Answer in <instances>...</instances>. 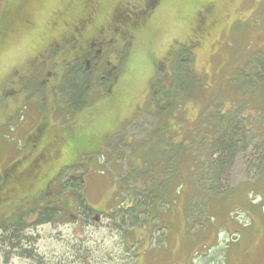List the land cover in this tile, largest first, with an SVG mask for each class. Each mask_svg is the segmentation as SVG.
<instances>
[{
    "label": "rangeland",
    "instance_id": "374dc122",
    "mask_svg": "<svg viewBox=\"0 0 264 264\" xmlns=\"http://www.w3.org/2000/svg\"><path fill=\"white\" fill-rule=\"evenodd\" d=\"M25 1L29 3V10H33L32 31L15 29L12 37L0 45V172L19 161L21 165L18 170L14 169L16 172L21 170L25 173L34 166L31 162L37 155L31 153V147H26L25 136L42 116L59 113L53 110L59 105H55L52 98L58 101L60 108L64 105L57 99L65 96L61 95L55 81L48 86L44 102L38 100L42 87L46 88L41 84L62 72V69L55 71L53 64L46 63L49 58L44 54L45 47L41 52L38 42L41 34L52 32L54 17L59 13L62 0ZM127 2L129 0H123L122 4ZM210 2L219 10L221 26H230L233 32L230 39L229 34L220 36L222 29L217 26L213 35L202 42L201 49L194 52L188 69L204 90H198L197 98L186 103L184 116L187 122L192 121L196 108L215 105L218 117L215 130L209 135L204 134L202 141L192 140V153L185 163H175L183 152L180 148L171 150V159L166 160L170 162H157L155 168L160 165L157 169H161L163 164H167L164 169H173V175L170 171L166 173L155 168L135 174L134 169L140 163L138 160L136 164L123 163L122 157L118 162L112 152L104 151L93 157L92 154L81 153L77 157L78 163L73 168H65L60 175L83 174L85 167L79 163L91 156L86 168L94 174L85 176V194L93 205L100 208L109 209L110 200L111 206L115 205L114 190L120 189L122 176L131 174L132 178H138V186L142 176L154 177L143 191H137V201L146 202L144 198L149 197L150 204H145L143 214L137 215L133 230L123 224L117 229L106 228L108 219L102 220V226L88 227L85 226L87 223H68L67 217L58 218V222L50 225L26 226L18 233L20 245L17 250L0 248V264H264V71L257 62L264 56V0H164L149 26L123 28L117 23L113 27H105L104 23L102 35L113 36L119 42L120 60L111 58V67L122 60L123 73L121 77L118 76L120 71L111 75L118 76L119 80L106 96L99 86L100 79L91 80L90 92H98L103 97L84 100L86 104L75 114L74 120L83 130V136L95 134V138H100L103 133L108 135L118 129L116 124L120 120L129 119L136 113L139 134L135 139L140 140L139 136H144L147 128L142 125L149 119L144 111L148 108L150 83L163 78L161 72L164 70L154 67V64L162 62L161 58L175 39L181 43L186 41L189 47L199 41L193 34L192 22L196 12ZM22 7L23 0H0V21L6 13ZM103 13L105 16L112 14L110 8H104ZM120 28L123 30L119 31ZM38 52L40 60L35 59ZM242 63L243 66L248 65L244 67L245 71L238 70ZM25 77L29 78L31 86L23 90L20 88L25 86ZM176 81L173 80L171 88L177 90L178 84L185 82L183 70L177 74ZM82 84L80 80L77 86L81 88ZM24 92L26 99L21 102ZM39 102L43 103V108ZM230 115H233L231 119L238 129H229L228 134H232V138L240 136L238 141L241 143L233 149L235 154L228 171L216 180L213 164L220 157V140L229 138L225 136L227 132L224 134V122L230 119ZM244 115L251 117L248 123L259 120L257 125L252 123L251 138L246 137L245 140L242 137L248 132L247 126L242 124ZM6 118L12 119L8 121ZM255 126L259 127L260 136L254 135ZM169 134L175 135L172 130ZM253 135L257 138L254 139ZM121 141L125 139L122 137ZM61 158L56 162L43 163V175L50 171L54 173L53 165L56 170L67 163L69 154L63 160ZM178 169L182 177L189 176L192 186L186 184L187 181L184 183L179 178H172L179 177ZM16 180L0 192L3 196L0 221L25 206L30 207L36 198L26 197L21 186L15 184ZM134 184L130 185L132 192L136 189ZM159 185L160 188L156 189ZM37 186H41L40 182ZM29 188L32 191V187ZM168 188L169 193L166 192ZM105 193L108 195L106 199L110 198L107 201L101 200ZM120 200L118 194L117 201ZM59 220L64 224L59 225ZM24 250H30L34 259L21 255Z\"/></svg>",
    "mask_w": 264,
    "mask_h": 264
},
{
    "label": "flooded vegetation",
    "instance_id": "af4514ba",
    "mask_svg": "<svg viewBox=\"0 0 264 264\" xmlns=\"http://www.w3.org/2000/svg\"><path fill=\"white\" fill-rule=\"evenodd\" d=\"M122 1L123 0H62L63 7L61 13L59 12L54 17L55 22L53 23L52 32L48 34L46 31V34H41L39 36L41 38L38 40L41 44L40 51L43 52V48L45 47L44 54L49 58L46 63L53 64L52 69H55V71L59 68L62 69V72L59 76L54 74L51 80L41 84V86L45 84L46 88L42 87L40 98L37 99L44 102L45 92L48 86L54 81L59 84L57 88L59 87L61 95L65 97L64 99L57 98L62 105L64 104L61 108L58 101L52 98L55 105H59L57 107L53 103V107L55 106L53 110H57L59 113L55 114L52 112L50 117L42 116L34 124V129L25 136L27 142L26 147H31V153H36L37 155L32 162L37 165L36 176L32 179V182H40L42 186L39 188V193L35 195V200L37 199V209L34 214L26 219L27 226L36 227L50 225L58 222V218L67 217L66 222L68 223H81L83 225L87 223L88 225L85 226L88 227L102 226V220L108 219L105 224L106 228L110 229L116 227L117 229L123 224L132 231L134 228L133 224L136 222L135 220H138L137 215L143 214V208H140L141 210L138 211L139 201H137V197L139 194L137 191L140 193L143 191L144 186H147V184L154 180V177L144 175L140 178L141 185L138 186V178H135L134 175L137 174L138 171L144 169L153 170L160 160L165 163L166 160L171 159L172 149L180 148L185 155L189 154L191 156L192 140L195 138L194 140L202 141V136L204 134L209 135L212 130H215V125L218 124V117L215 115V111L217 112V110H215V105L214 107L213 105H204L203 108H196L192 121L188 120L187 122L184 116L186 112V103L189 102V100L193 102V99L197 98L198 90H204L203 85H200L198 79H194L191 76V72L188 69L193 61L194 52L201 49L202 42L213 35L217 26H220L222 29L220 30V36L229 34L228 38L230 39L231 33L233 32V30L230 31V26L226 28L221 26V19L218 15L219 10L213 2H210L196 12L192 22L193 34L199 41L189 47L186 41L181 43L175 39L172 45L169 46L168 51H166L165 55L161 58L162 62L158 61L157 64H154V67H159L160 70L164 71H162L163 73L161 72L162 79H154L157 83H150V98L146 103L148 104V108L144 111L149 119L142 125L143 127H147L144 129V136H139L140 140L135 139L139 134L136 124V113L129 119L125 118L123 121L120 120L118 124H116V127L119 125L117 127L118 129L110 132L108 135H106L107 132H105L100 138H95V134H88V137L83 136V130L78 126V122L74 120L75 114L80 112L83 105L86 104L84 100L103 97L102 94L100 95L98 92H90L92 86L90 81H95L99 78V86L102 88L103 93H106L104 95L106 96L109 94L113 85L117 84L119 80L117 77H121L123 73L122 60L115 62L116 64L111 67L113 63L111 58L114 59L117 57L120 60L118 56L119 42H116L117 40L113 39V36L102 35L104 23L105 27H113L114 24L117 23L121 24L123 28L129 26H133L134 28L138 25L140 27L149 26L164 2V0H129L126 5H123ZM104 8H110L112 14L106 16L104 13L102 14ZM16 13L17 19L6 32L7 34L3 39L5 41L12 37L15 29H24L26 32H30L33 29V10H29L28 2L23 0V7L18 9ZM237 20H240V18ZM120 30L123 29L120 28L119 31ZM228 45L229 44H227V46ZM39 52L35 56L37 60H40V56H38ZM128 57L129 55L127 58ZM242 62H244V60ZM246 65L247 64L243 66L242 63L238 70L245 71L244 67L247 68L248 66ZM184 66L186 67L185 69ZM229 67L231 68V64ZM232 68L234 69L233 65ZM181 70L185 73V82L180 85L178 84L176 90V88H171V85L173 80L177 83V74L180 73ZM117 71H120V74L116 77H111V75ZM96 73H98V75H96ZM70 77L76 81L79 80L78 83L80 80H84L82 89L78 86L77 88H72L71 84L66 83ZM25 78V86L23 85L20 88L23 90L27 89L26 86H31L29 78ZM64 84H66V87L63 88ZM205 86L210 88L209 85ZM74 89L79 91L76 96L72 94ZM176 96L178 99H176ZM25 99L24 92L20 97V101L22 102ZM42 102H39L41 106L43 105ZM41 108H43V106ZM225 109H227L226 106ZM246 114L249 115L250 113L247 111ZM247 115L242 117V124L244 123L245 126H247L246 129L248 132V134L242 137L244 140L246 137L249 139L251 138L250 131L253 127L252 123L257 125L259 122V120L256 122L253 120L252 123H248L247 121H251V117L249 118ZM230 116V119L224 122L227 133L229 129H238L236 123H234V119H231L233 115ZM6 119L9 121L12 118ZM246 129H243V131L246 132ZM258 129L259 127L257 128V126H255L253 131H255L256 134L254 135L260 136L261 132ZM171 130L175 134L174 136L169 134ZM234 132L233 130V133ZM122 137L125 139L123 142L121 141ZM256 138L257 137L254 136V139ZM238 140H241L240 136L232 138L234 148L237 147L236 144L241 143ZM77 149L83 150V154H99L104 151L112 152L115 156L114 159L116 161L118 159V162L122 157H124L123 163L127 161L128 163L136 164L137 160L140 162L134 169V178H132L131 174L129 177L125 175L120 178L122 182L119 185L120 191L114 190L113 200L115 201V205L111 206V200L108 201L110 205L109 209L93 205L85 194V186L87 185V178L85 176L94 174L89 168H86V166L91 156L93 157L94 155L87 157L85 162L79 163L85 167V172L79 176L70 174L68 177H61L60 175V172L65 168H73L78 163L77 158L69 165H67L68 163L63 166L60 165L56 170L55 165H53L52 169L54 173L50 171L47 172L45 176L43 175V163L56 162L60 156H62L61 160H63L66 154L73 153ZM126 149L127 152L124 153ZM118 153L120 154L119 158L117 156ZM123 163L121 161V168L123 167ZM20 165L21 161L15 163L4 172H1L4 183L12 181L10 179L12 178V173H14V169L18 170ZM166 166L167 164H163L161 168H165ZM157 168H160V165L155 169ZM21 172L20 170L19 173ZM134 182L135 184L133 186H136L135 193L131 191L132 188L130 187ZM52 186L55 188H52ZM127 191L130 192V194L126 193ZM123 193H126L127 196H125L126 194L123 195ZM118 194L121 198L120 202L117 201ZM107 196L108 195L105 193L101 200H109V197L106 199ZM123 196H125V199H123ZM30 219H32V221H30ZM37 223L43 224L37 225ZM59 223V225L64 224L60 220Z\"/></svg>",
    "mask_w": 264,
    "mask_h": 264
},
{
    "label": "trees",
    "instance_id": "16d2710c",
    "mask_svg": "<svg viewBox=\"0 0 264 264\" xmlns=\"http://www.w3.org/2000/svg\"><path fill=\"white\" fill-rule=\"evenodd\" d=\"M62 7H63V3L61 2L59 9H58V11L60 13H61ZM16 19H17V13H16V11H12V10H11V12L6 13L3 16L2 20L0 21V39H1L0 45L4 44V42H6L5 40H3V38L7 34L6 32L10 29L12 24L16 21ZM257 62H260L259 67L263 68L262 71H264V56L261 60H258ZM78 81H76L75 79L70 77L69 80L66 81V83L71 84L72 88H74V87L77 88ZM78 87H80V86H78ZM82 87H83V84L81 86V89H82ZM75 90L76 89H74V92H72V94L74 96L78 95V93H79V91H77V90L75 91ZM226 132L227 131H224V134ZM225 136H228L229 138H226L225 140H223V138H224L223 137L220 140V145H219L220 157L218 159H216V161L214 162L215 165L213 164V166L215 167L216 172H217V175H216L217 178L215 177L216 180H218L219 177L221 179L225 175V171H228L229 167L232 165V160H233L234 154H235V151L233 150L234 147H233V143H232V137H233L232 134L230 136L228 133H226ZM81 153H83V150H81V149H77L75 152L69 153V158L66 159L68 164L67 163H65V164L69 165L71 162H74L75 158L79 157L78 155H80ZM96 154H98V153H94L92 155H96ZM82 155H85V154H82ZM183 156H186V157H183ZM189 156H190L189 154L185 155L184 152H181L179 159L177 161H175L176 165H179L181 162L185 163L187 160V157H189ZM168 162L169 161H166V163H168ZM30 164H27V166ZM36 167H37V165L34 164V166L30 170H27L25 173H22V172L19 173V172L14 171V173H12V178H10L12 181H9L8 183H4V181L2 180L1 172H0V192L4 191L8 185L10 186V184L13 183V180L17 179L15 181V184L17 183L19 186H21V189L24 190L26 197H28L29 199H32L33 197H35V195H37L39 193V188L41 187V186H37V183L32 182L33 181L32 179H34V177L36 176V174L32 175L33 172H36L35 171ZM217 168H218V170H217ZM163 169L164 168L156 169V170H160L163 172L166 171V173L169 171L172 172V170H173V169H167V168L164 170ZM178 171H179V174H178L179 177L173 176L172 178H174V179L179 178L184 183L187 181L186 184H188L189 186H192V184L189 182V179H188L189 176H187V174H186V177H182L179 169H178ZM171 174L173 175L174 172H172ZM29 187H32L31 188L32 191H30ZM159 188H160V185L156 189H159ZM151 190L153 191V189H151ZM15 191H17V190H15ZM166 192L169 193V188L167 189ZM157 195H159V193ZM0 200H3L2 194L0 195ZM144 200H146V202L141 200L138 203L139 207L143 208L145 204H147V205L150 204L149 197H145ZM36 201H37V199L35 200V198H34L33 204L30 207L25 206L23 210L15 211V212L11 213L10 215H8L9 217L6 216V218L5 217L2 218V220L0 221L1 222L0 223V248L5 247L11 251H14L15 249L17 250V247L20 245V239L18 237V233L23 231L26 228V226H27L26 219H28V217H30L32 214L35 213V211L37 209V207H36L37 202ZM135 221L136 222H134L133 226H135L137 223V220H135ZM40 224H43V223H37V225H40ZM20 254L26 258H33L34 259V256L31 254L30 250H24Z\"/></svg>",
    "mask_w": 264,
    "mask_h": 264
}]
</instances>
